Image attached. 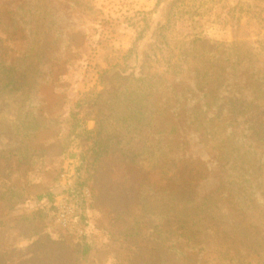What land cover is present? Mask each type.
Masks as SVG:
<instances>
[{
    "label": "trees",
    "instance_id": "16d2710c",
    "mask_svg": "<svg viewBox=\"0 0 264 264\" xmlns=\"http://www.w3.org/2000/svg\"><path fill=\"white\" fill-rule=\"evenodd\" d=\"M5 1L0 34L25 31L19 43L27 41L18 52L0 36V94H11L28 87L29 60L35 57L48 71L60 60L81 6L77 0ZM229 2L156 0L152 11L136 13L129 19L130 47L101 74L102 90L84 95L66 120L70 143L61 152L80 142L71 157L86 177L71 193L79 220L90 207L83 190L107 164L116 172L147 158L164 177L173 176L163 187L116 189L107 204L123 236L154 227L158 247L143 264H264V36L239 40L242 21L264 15V0H235L227 8ZM180 20L190 22V45L214 25L232 28L237 37L225 49L215 48L207 67L183 50L186 42L175 36ZM25 117L28 137L52 126L37 111ZM32 154L37 163L40 151ZM38 199L56 215L54 195ZM217 203L245 233L218 222ZM89 253L84 246L82 259Z\"/></svg>",
    "mask_w": 264,
    "mask_h": 264
},
{
    "label": "rangeland",
    "instance_id": "374dc122",
    "mask_svg": "<svg viewBox=\"0 0 264 264\" xmlns=\"http://www.w3.org/2000/svg\"><path fill=\"white\" fill-rule=\"evenodd\" d=\"M77 1L81 10L72 16L76 25L68 31L69 47L60 60L48 71L45 67L41 70L43 66L34 57L28 61L32 71L28 87L18 93L0 94V264H143V258H149L158 247L153 226L144 228L140 235L123 236L121 223L114 220L107 207L116 189L139 188L148 183L163 187L166 179L173 177H164L147 158L116 172L113 164H107L101 174L88 181L85 189L90 195L85 199L90 207L84 212L83 221L78 216L76 223L82 235L61 228L49 209L50 204L38 199L50 194L54 195L55 203L64 194L73 196L77 179L86 178L79 175L78 162L71 157L80 142H71L67 153L61 152L63 144L70 143L66 120L84 95L102 90L101 74L115 66L130 47L134 30L129 19L138 12L152 11L156 3V0ZM234 2L230 0L227 8H232ZM24 14L27 16V12ZM4 22L10 25L9 19L4 18ZM9 32L0 34L4 44L22 51L27 41L21 44L19 39L26 32ZM241 32L244 36L240 35L239 40L244 42L263 39L264 15L244 19ZM190 34V22L180 20L175 36L186 42L183 50L191 52L207 67L214 64L213 50L225 49L237 37L232 28L214 25L207 28L202 41L190 45ZM36 111L51 120L52 126L28 137L25 115ZM88 126L93 128L94 124ZM33 151L41 153L37 163L32 161ZM64 156L66 160L62 161ZM69 161L73 164L64 180V167ZM11 191L16 198L11 199ZM74 203H78V198H74ZM213 211L218 222L245 233L222 204L217 203ZM84 246L90 248L85 260L81 255Z\"/></svg>",
    "mask_w": 264,
    "mask_h": 264
},
{
    "label": "built area",
    "instance_id": "2783aa9c",
    "mask_svg": "<svg viewBox=\"0 0 264 264\" xmlns=\"http://www.w3.org/2000/svg\"><path fill=\"white\" fill-rule=\"evenodd\" d=\"M64 167V174L62 175V178L66 180L67 173H68V167L73 164L72 161H69L66 163ZM83 194L85 198L89 196V190H83ZM54 208L56 210V219L58 225L67 231H75L78 234L82 235V231L79 230L76 226L77 223V207L76 203H74V197L69 194H64L59 199L56 200L54 203Z\"/></svg>",
    "mask_w": 264,
    "mask_h": 264
}]
</instances>
